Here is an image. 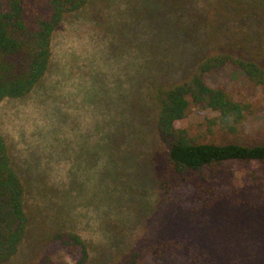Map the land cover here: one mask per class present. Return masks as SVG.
Here are the masks:
<instances>
[{"label": "rangeland", "instance_id": "374dc122", "mask_svg": "<svg viewBox=\"0 0 264 264\" xmlns=\"http://www.w3.org/2000/svg\"><path fill=\"white\" fill-rule=\"evenodd\" d=\"M242 2L92 0L65 17L53 33L45 77L28 95L0 102V134L25 185L31 220L7 264H40L46 253L74 264L49 241L62 229L83 236L87 264H127L135 251L145 252L143 264H190L184 251L149 254L150 244L175 238L203 250L210 264H264V194L253 209L225 200L205 208L191 203L189 187L160 188L166 147L149 98L154 84L184 77L204 53L240 52L264 35V5L247 16L238 9L250 0ZM207 81L255 104L259 118L237 136L264 143L262 90L233 67ZM217 115L193 107L181 126ZM234 168L237 187L248 188L249 176L264 186V165Z\"/></svg>", "mask_w": 264, "mask_h": 264}, {"label": "trees", "instance_id": "16d2710c", "mask_svg": "<svg viewBox=\"0 0 264 264\" xmlns=\"http://www.w3.org/2000/svg\"><path fill=\"white\" fill-rule=\"evenodd\" d=\"M91 1L0 0V102L24 97L41 82L51 64L54 31L66 16ZM263 5L264 0H250L238 11L249 16L250 12H262L259 9ZM250 40L251 45L240 52L204 53L184 77L154 84L149 98L154 128L166 147L164 166L158 175L164 192L186 186L192 194L191 203L205 208L222 200L251 209L258 207L257 201L264 194L261 178L255 181L249 176L252 180H248V188H239L234 168V163L264 165V143L249 144L237 136L247 122L259 118L256 106L207 81L209 76L233 67L264 93V35ZM193 107L209 108L218 115L196 127H182V120ZM217 127L225 131L224 138L219 137ZM218 183L233 188L224 191ZM30 223L25 185L6 139L0 134V264H7L17 255ZM49 241L58 245L74 264L88 263L89 245L76 231L53 230ZM148 249L157 259L184 251L190 264H210L203 250L179 238L152 243ZM144 253L133 252L127 264H143ZM40 264L63 263L46 253Z\"/></svg>", "mask_w": 264, "mask_h": 264}]
</instances>
